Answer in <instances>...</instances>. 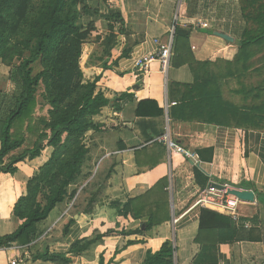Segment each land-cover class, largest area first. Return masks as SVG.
Wrapping results in <instances>:
<instances>
[{
  "label": "crops",
  "instance_id": "crops-1",
  "mask_svg": "<svg viewBox=\"0 0 264 264\" xmlns=\"http://www.w3.org/2000/svg\"><path fill=\"white\" fill-rule=\"evenodd\" d=\"M115 1L126 21L123 26L125 33L119 34L111 57L104 61L110 65L118 59V63L103 69V61L98 60L96 64L83 68L84 75L92 78L101 74L98 89L109 99L131 92L136 100L128 103L122 111L106 106L95 117L105 128L102 132L89 134L92 158L85 172L92 176L76 195L80 199L82 189L97 175H103L100 179L102 184H99L103 192L93 213L76 212L73 208L76 198L69 205L67 202L60 204L40 223L43 234L37 241L48 243L52 252H67L78 240L106 234L87 250L71 255V264H100L101 255L105 264H143L149 250H159L169 239L176 247L175 264H193L202 249L196 241L201 218L211 214L195 205V201L212 181L254 191L255 201L242 200L239 210L242 220L254 219V225L244 226L259 228L264 236V128H239L231 126V122L221 125L171 117L172 108L187 93L186 90H178L175 84H193L196 63H226L236 58L240 33L245 26L237 0H226L224 14V7L219 6L223 4L222 0H204L206 7L200 9L204 14L187 23L182 17L185 0ZM230 9L234 12L232 17ZM204 18L209 24L207 28L198 25L199 21L204 22ZM176 20L181 28L190 31V52L196 61L189 60L175 66L173 50L172 61L166 71L158 59L150 62L147 73L137 69L141 58L157 53L156 39L162 42L169 39ZM215 32L228 34L234 41ZM124 50L128 55L121 57ZM17 90L18 86L10 80L9 72L0 68V105ZM147 99L156 100L165 110L164 115L138 117V103ZM169 140L192 152L198 163L173 150ZM50 148L46 147L34 159L20 162L15 174L0 173V237L14 232L22 223L14 215L15 204L27 193L28 180L50 157ZM160 153V163L149 167ZM137 159L142 171H139ZM163 179L168 181L165 190L169 193V217L160 219L145 233L123 234V231H134L141 226L144 229L147 219H136L131 214L117 215L113 202L125 204L129 199L143 196ZM159 192H155L153 197ZM207 209L231 219L222 210ZM66 226L69 229L64 233ZM109 230L116 232L107 234ZM128 241L135 242L129 245ZM215 254L217 264H264V241H222ZM13 261L17 264H52L43 260L33 261L27 247L13 245L0 248V264H12Z\"/></svg>",
  "mask_w": 264,
  "mask_h": 264
},
{
  "label": "trees",
  "instance_id": "trees-1",
  "mask_svg": "<svg viewBox=\"0 0 264 264\" xmlns=\"http://www.w3.org/2000/svg\"><path fill=\"white\" fill-rule=\"evenodd\" d=\"M185 1L190 3L191 0ZM236 2L245 26L240 33L241 42L236 58L226 62L227 71L224 70L221 74L225 77H241L249 69L248 63L258 54L264 53V0ZM110 7L111 5L106 4L105 9L101 10L100 0H0V58L8 63L16 55L22 57V61L10 73V80L19 90V93L13 95L15 105L8 110L6 116L0 115V173L15 174L20 162L40 156L46 147L52 148L49 159L29 179L27 193L15 204L14 215L22 223L14 232L0 237V248L13 245L27 247L33 261L71 264V255L87 250L106 235L99 233L93 238L78 240L67 252H52L48 243L37 241L43 234L40 223L58 205L65 202L69 205L76 198L79 187L92 176L85 172L92 158V147L86 142V137L90 133L102 132L105 128L95 117L106 106L111 105L115 111H122L128 103L136 100L131 92L109 99L98 89L101 74L92 78L84 75V47L89 34L98 30L93 20L85 25L82 22L84 17L101 18L109 22L108 35L99 37L102 40L100 52L89 60V64L94 65L100 60L103 61V69H109L112 64L118 63V59L110 65L104 61L111 57L112 50L118 44L119 34L125 33L124 24L117 29L112 23L113 19L122 20L121 11ZM189 37L190 31L177 25L173 55L175 66L196 61L190 52ZM126 55L128 52L124 50L121 57ZM37 61L42 63L43 69L35 74L34 64ZM196 64L193 84H175L178 90L181 86L187 93L172 108L173 119H199L221 125L231 122L233 127L264 128V100L261 89L256 94L255 90H249L251 97L261 100L260 103L238 106L215 97L209 89L213 84L218 85L215 79L218 76L210 69L216 63ZM199 68H203L205 72L199 74ZM42 86L48 93V101L53 108L47 116L35 114ZM235 92L243 93L240 90ZM247 98L249 97H245ZM164 113L165 110L153 99L140 101L136 109L138 117H160ZM160 157L161 153L149 167L160 163ZM137 162L139 171H142L138 159ZM167 182V179L161 180L147 194L129 199L125 204L113 202V206L117 207V215L131 214L136 219H147L144 229L141 226L134 231H123V234L145 233L159 223L160 219L169 217V193L165 190ZM99 184L102 183L97 175L82 189L85 201L79 204V197L75 199L73 208L76 212L82 210L83 213H93L103 192ZM42 190H46V195L43 201H39ZM158 190L161 192L153 197ZM151 197L154 200H150ZM204 211L211 214L201 218L196 241L202 249L194 258L193 264H217L215 250L222 241H264L261 230L253 227L248 229L244 226L245 220L240 224L207 208ZM72 222L74 219L70 224ZM68 226L64 233L68 231ZM115 232L109 230L107 234ZM134 242L128 241L127 244ZM175 251L174 242L168 239L159 250H149L143 264H175ZM100 264H105L103 255L100 257Z\"/></svg>",
  "mask_w": 264,
  "mask_h": 264
},
{
  "label": "rangeland",
  "instance_id": "rangeland-1",
  "mask_svg": "<svg viewBox=\"0 0 264 264\" xmlns=\"http://www.w3.org/2000/svg\"><path fill=\"white\" fill-rule=\"evenodd\" d=\"M101 1V10L105 9L106 4L111 5L110 8L112 9H119L118 4L116 3L115 0H100ZM204 0H191L190 3H187L186 1L183 3V11H182V17L183 20L187 22H191L190 20L193 17H200L202 14H204L203 11H200L202 7H206L205 4L203 3ZM223 4H219L220 7H224V12L225 13V7L227 6V1L222 0L221 1ZM91 4H94V2L91 1ZM219 7V8H220ZM204 9V8H203ZM231 10V17L233 15V9ZM204 17V16H203ZM96 19V20H95ZM92 18V17H84L82 22L87 25L90 23L92 20L96 24L98 30L97 31H92L91 34H89L87 43L85 44L84 47V56H83V62H82V67L84 68L85 66H89V60L91 58H94L96 54H99L100 52V43L101 39L99 37L101 36L104 38L106 35H108L109 31V22L106 21L105 19L101 18ZM207 18H204L203 21L206 22ZM125 18L123 16L122 20L119 19H113L112 23L115 25L117 29L121 27L125 23ZM22 61V57L20 55H16L12 60H10L8 63L5 62L2 58H0V68H3L9 74L12 72L14 66L19 64ZM216 65H212L210 69H212L216 74L217 78L216 81L218 85L213 84L212 87H209L211 90L212 94L215 97H220L223 98L224 100H227L233 104H236L238 106L246 107V106H252L256 103H260L261 100H256L252 98V94H249V90L253 89L255 90V94L261 89L262 94H263V100H264V53H260L257 56H255L252 61H250L248 64L249 69H247L246 73L242 75L241 77H225L222 76L221 74L223 71H227V65L225 62L222 61H215ZM6 67V69H5ZM85 67V68H86ZM9 69V71H8ZM43 69L42 63L40 61H37L34 64V73H38ZM205 70L202 68H199V74H203ZM180 91L185 90L183 87H179ZM240 90L241 92L243 91L242 94H237L235 91ZM260 91V93H261ZM19 93V90L16 91ZM245 97H249L245 99ZM49 96L48 93L46 92L44 86L41 87L39 94H38V108L37 112L35 113L36 115H43L47 116L50 113V109L52 110V106L50 105L49 101ZM15 97H9L3 104L0 105V115L3 117L6 116L8 110H10L15 104ZM264 102V101H263ZM41 109V110H40ZM264 117V114L262 115ZM27 125V124H26ZM264 125V122H263ZM252 129V128H250ZM89 135L86 137V142H89ZM52 149H48V152H51ZM52 153V152H51ZM49 158L45 159L43 161V164L48 160ZM103 175H98V178L102 180ZM29 181V180H28ZM28 183V182H27ZM79 187V186H78ZM80 188V187H79ZM46 195V190H42V193L39 194L38 200L43 201L44 197ZM85 201V195L79 199V204L84 203Z\"/></svg>",
  "mask_w": 264,
  "mask_h": 264
},
{
  "label": "built area",
  "instance_id": "built-area-1",
  "mask_svg": "<svg viewBox=\"0 0 264 264\" xmlns=\"http://www.w3.org/2000/svg\"><path fill=\"white\" fill-rule=\"evenodd\" d=\"M177 25L178 23L176 20L172 26L171 29L172 31L169 36V39L166 42H162L160 41V39H156L158 44L157 53L141 58L137 62V69L147 73L150 62H152L155 59H158L161 62L163 71H166L169 68L172 61L174 40H175L174 38H175ZM198 25L205 28L209 27V24L207 22H202V21H199ZM169 145L173 150H178L182 152L187 158H190L194 160L196 163H198L195 155L189 150L181 148L171 140H169ZM212 182L219 183L216 181H212ZM219 184H223V183H219ZM223 185L226 187L225 189H220L215 185H209L205 190L201 191L198 194L195 201V205L201 206L202 208H214V209L222 210L226 212L229 216H231V218L235 220L237 223H241L242 216L239 207L242 200L239 197L232 195L228 192V190L232 188L231 185L227 183ZM244 225L251 226L253 225V221L251 220L244 221ZM12 264H17V262L13 261Z\"/></svg>",
  "mask_w": 264,
  "mask_h": 264
},
{
  "label": "water",
  "instance_id": "water-1",
  "mask_svg": "<svg viewBox=\"0 0 264 264\" xmlns=\"http://www.w3.org/2000/svg\"><path fill=\"white\" fill-rule=\"evenodd\" d=\"M215 33L227 40L234 41L233 37L229 36L228 34H225L223 32H215ZM210 185H215L216 187L220 189L226 188L223 184H219V183L211 182ZM228 192L232 195L239 197L241 200L249 201V202L255 201V193L253 190H247V189L232 186V188H230Z\"/></svg>",
  "mask_w": 264,
  "mask_h": 264
}]
</instances>
